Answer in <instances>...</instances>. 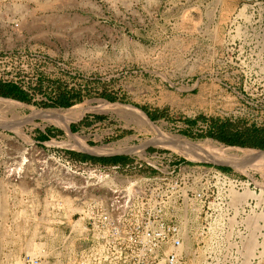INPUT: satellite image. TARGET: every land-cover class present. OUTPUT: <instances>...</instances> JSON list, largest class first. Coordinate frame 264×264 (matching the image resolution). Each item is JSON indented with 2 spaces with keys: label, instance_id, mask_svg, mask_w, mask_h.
I'll return each mask as SVG.
<instances>
[{
  "label": "rangeland",
  "instance_id": "rangeland-1",
  "mask_svg": "<svg viewBox=\"0 0 264 264\" xmlns=\"http://www.w3.org/2000/svg\"><path fill=\"white\" fill-rule=\"evenodd\" d=\"M262 15L264 0H0V52L33 54L27 61L19 58L14 67L19 83L31 88V101L5 98L25 107H0V264H23L26 254L41 250L46 254L44 264H72V247L57 240L68 229L51 234L37 222L44 198L33 190L37 182L15 178L14 170L32 155L24 152L31 146L26 138L59 155L130 158L135 153L91 155L70 146L72 137L62 126L42 117L27 122L33 109H68L50 107L52 99L40 100L43 93L50 94L52 86L59 90L61 82L71 94V107L88 101L95 105L96 100L132 106L154 116L151 120L166 133L222 143L206 134L214 121L234 124L222 117L232 108L229 44ZM36 50L48 64L41 63ZM42 66L51 70L38 78ZM124 107L85 113L69 124L70 132L85 137L92 147L115 144L117 149L126 143L137 150L144 145L148 152L168 150L182 160L200 161L171 146L147 143L156 133L135 122L133 112ZM18 121L24 135L1 127ZM249 166L228 172H258L264 177V167ZM32 167L25 165L24 170L32 173ZM25 190L30 191L28 198Z\"/></svg>",
  "mask_w": 264,
  "mask_h": 264
},
{
  "label": "built area",
  "instance_id": "built-area-1",
  "mask_svg": "<svg viewBox=\"0 0 264 264\" xmlns=\"http://www.w3.org/2000/svg\"><path fill=\"white\" fill-rule=\"evenodd\" d=\"M248 26L229 44L232 108L222 112L240 129L264 128V16ZM32 55L0 52V81L31 95L14 67ZM50 70L38 68V78ZM49 91L40 100L57 99V86ZM35 145L15 178L37 182L33 190L44 196L37 222L51 234L68 229L63 243H72V264H264L261 174L231 173L168 150L135 152L125 164L105 165ZM45 255L26 254L23 264H44Z\"/></svg>",
  "mask_w": 264,
  "mask_h": 264
},
{
  "label": "bare ground",
  "instance_id": "bare-ground-1",
  "mask_svg": "<svg viewBox=\"0 0 264 264\" xmlns=\"http://www.w3.org/2000/svg\"><path fill=\"white\" fill-rule=\"evenodd\" d=\"M94 102H97V104L94 105L92 101H88L86 103H82L73 106L71 108H68L67 110L56 109V110L39 111L31 108L34 110V112L32 113V115L30 114V117L27 118V122L28 121L33 122L35 117H42L43 120H45L47 123L49 122L62 126L67 131L69 136L72 137V143L70 144V146L83 151H88V153L92 152L93 154L94 153L100 154V153L112 152L117 150L143 153L144 145L137 150H135L134 147L127 146L126 143L125 144L123 143L124 146L123 147L120 146L117 149L114 148L115 144L105 145L101 147H92L87 143L85 137L77 134L73 135L70 132L69 124L71 122L76 121L85 113L88 112L106 113L113 110L117 111L119 108L124 107L123 105L117 103L116 104L109 103L105 100H96ZM21 106L25 107V104L11 99H5L0 97V107L2 108L5 109L7 108L8 110V108L15 109ZM124 108H129V110L133 112L132 119H134L135 122L148 126L152 132L156 133V135L153 138L149 139L147 143L171 146V148L177 149V151L182 153V155L185 154L186 156L191 157L194 160L208 159L217 162L230 163L236 168L239 167L238 169H241L242 171H246L248 165H251L252 169L253 166L258 167L259 170L264 167V152H260L259 150L250 149V148L227 146L225 144L213 141L211 139H204L198 142H194L185 137L164 132L160 126L152 122L149 119V117L140 109L134 108L132 106L124 107ZM19 122L20 121L14 123L13 125H11V123L6 122L4 125L9 129L10 128L15 129L17 133L24 135L21 124ZM26 139L28 143L31 144V146L25 148L24 152L27 153V151L29 152L30 150H34V149L37 151L35 142H33L30 138H26ZM120 145H122V143H120ZM21 170L22 167L20 168L18 167V169L14 170L15 177L19 178L21 176ZM256 247L257 244L255 242L254 248Z\"/></svg>",
  "mask_w": 264,
  "mask_h": 264
},
{
  "label": "trees",
  "instance_id": "trees-1",
  "mask_svg": "<svg viewBox=\"0 0 264 264\" xmlns=\"http://www.w3.org/2000/svg\"><path fill=\"white\" fill-rule=\"evenodd\" d=\"M0 97L11 98L21 102H30L32 99L31 95L19 84L2 81H0ZM109 99L112 100L113 98ZM49 106L69 108L72 106L71 96H68L66 92H62L57 99L51 101V105ZM151 118L155 119L154 116H151ZM190 125H195V122H190ZM211 128L212 129L206 134V136L216 139L226 145L264 150V128L246 127L240 129L235 124L228 122L219 123L216 121L212 122ZM197 135L201 137L203 136V134ZM72 156L83 160L89 159L105 165L117 163L125 164L130 161V158L124 155L96 157L72 154ZM220 168L225 171H230L229 167L220 166Z\"/></svg>",
  "mask_w": 264,
  "mask_h": 264
},
{
  "label": "crops",
  "instance_id": "crops-1",
  "mask_svg": "<svg viewBox=\"0 0 264 264\" xmlns=\"http://www.w3.org/2000/svg\"><path fill=\"white\" fill-rule=\"evenodd\" d=\"M46 77V76H45ZM59 90L60 91H62L63 90V92H66L65 90H64V87L63 86H61V82L59 83ZM67 94H68V96H71V94L69 93V92H66ZM60 95V94H59ZM50 99H52V98H50L49 97V100ZM230 168V167H229ZM230 170H231V168H230ZM62 234H59V236L57 237L58 239V241H60V242H62L63 240H64V238H65V236H64V234H63V232H61ZM62 244H64V243H62ZM71 247H72V243H69V245H68V249H71ZM67 255V254H66ZM65 257V256H64ZM65 258H67V257H65ZM62 260H65L64 258L62 259ZM72 260V257H71V255H69V261H71Z\"/></svg>",
  "mask_w": 264,
  "mask_h": 264
},
{
  "label": "water",
  "instance_id": "water-1",
  "mask_svg": "<svg viewBox=\"0 0 264 264\" xmlns=\"http://www.w3.org/2000/svg\"><path fill=\"white\" fill-rule=\"evenodd\" d=\"M147 116H148V114H146ZM149 117V119L151 120V118H150V116H148ZM152 121V120H151ZM153 122V121H152ZM1 127H4V128H8V127H6L5 125H3V126H1ZM71 130V129H70ZM233 147H237V146H233ZM239 148H242V147H239ZM250 149H254V148H250ZM255 150H259L260 152H264V150H260V149H255ZM89 154H91V155H95V154H93V153H89ZM201 162H206V160H200ZM208 163V162H207ZM211 163H213V164H216V165H218V166H224V167H230V168H234V166L232 165V164H229V163H223V162H217V161H215V162H211Z\"/></svg>",
  "mask_w": 264,
  "mask_h": 264
},
{
  "label": "flooded vegetation",
  "instance_id": "flooded-vegetation-1",
  "mask_svg": "<svg viewBox=\"0 0 264 264\" xmlns=\"http://www.w3.org/2000/svg\"><path fill=\"white\" fill-rule=\"evenodd\" d=\"M255 174H260V173L257 172V173H255Z\"/></svg>",
  "mask_w": 264,
  "mask_h": 264
}]
</instances>
